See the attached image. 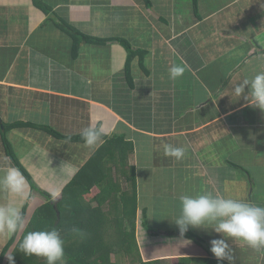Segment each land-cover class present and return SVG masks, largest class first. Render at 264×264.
<instances>
[{
    "label": "crops",
    "instance_id": "crops-1",
    "mask_svg": "<svg viewBox=\"0 0 264 264\" xmlns=\"http://www.w3.org/2000/svg\"><path fill=\"white\" fill-rule=\"evenodd\" d=\"M44 1L72 24L94 26L80 30L122 37L145 55L133 58L129 83L128 51L121 42L85 44L74 57L72 36L53 22L44 24L49 14L34 0H0V119L16 124L8 132L12 142L19 136L29 142L20 156L23 166L40 187L61 197L97 148L43 130L34 136L21 123L51 125L63 134L102 123L108 136L133 143L127 158L117 148L121 172L112 166V174L120 178L119 193L127 187L122 170L135 168L137 213L146 212L150 227L141 217L136 239L142 259L199 264L215 257L210 241L220 234L191 228L202 242L173 234L179 228L172 219L186 193L213 191L264 206V112L232 95L235 84L264 65V0H198L197 11L193 0ZM173 64L186 67L175 81L168 76ZM166 143L186 146L185 158L166 157ZM2 156L8 157L0 130ZM238 166L247 173H236ZM26 182L28 199L37 201ZM99 192L93 186L87 194L96 198ZM101 207L110 211L108 203ZM120 209L123 218L118 217L126 221ZM229 243L235 264H264V253L242 241ZM243 249L250 254L243 257Z\"/></svg>",
    "mask_w": 264,
    "mask_h": 264
},
{
    "label": "trees",
    "instance_id": "trees-1",
    "mask_svg": "<svg viewBox=\"0 0 264 264\" xmlns=\"http://www.w3.org/2000/svg\"><path fill=\"white\" fill-rule=\"evenodd\" d=\"M147 4H150V0H144ZM34 3L40 8L46 10L49 14L44 24L53 22L58 28L68 33L73 38V55L78 56L79 50L85 44H105L107 42L119 41L128 51L127 61L125 64V73L129 83L133 82V76L131 73V64L133 58L137 54L145 55L143 50L134 49L127 39L122 37H100L75 27L74 24L62 17L60 14L54 12V9L44 0H34ZM193 7L197 11L198 0H193ZM54 14V15H53ZM143 59V58H142ZM23 126L33 127L43 130L52 136L66 141H82L80 134H63L51 125H41L33 122L21 123ZM19 126H21L19 124ZM16 127V124H6L5 121L0 119V130L2 132L3 142L5 144V150L8 157L14 163V165L21 170L25 178L30 184L31 194H37L39 198H43L42 201L37 202V206L31 207L29 201H26L22 206V210L26 216V227L24 232H20L11 237L7 245L2 249L0 253V264L4 263L5 255L8 250L14 244L15 249L12 252L15 259V264H46L42 261L35 263L36 256L27 257L19 251V244L23 239V236L28 231L33 230H45L52 227H57L61 230L62 236L65 240V261L66 264H111L112 252L116 254L120 261L123 258L131 257V264L140 262V264H160L159 261L153 260V262H145L142 259V255L139 251L138 242L136 239V227L135 224L128 225L129 221H132L129 216L135 217L137 215V190L135 182V168L128 167L122 170L123 176L126 178V189L120 190V178L113 176L112 166H115L118 170L120 168L117 148L120 149L119 156L122 157V149L126 154V158L129 153L133 151V143L126 140L125 136L114 134L106 135L104 142L97 150L91 155L89 160L78 170L77 174L68 182L64 187L56 201L50 198V193L40 187L33 176L23 166L22 162L12 151L10 146V140L8 138V132L12 128ZM239 170L243 173H247L246 170L238 166ZM121 172V170H120ZM129 184V186H128ZM93 186H98L100 192L97 194L94 203H89L85 199V194L89 193ZM32 198V196L30 197ZM28 200H31V199ZM104 203L109 204L110 211L106 213L102 209ZM120 206H122V212L125 214L124 221L119 217H122V213L119 212ZM119 214V215H118ZM143 214V213H142ZM119 216V217H118ZM108 217L110 219H108ZM123 218V217H122ZM107 220L110 221L108 224ZM133 219L132 222H134ZM142 221L145 222V226L149 229V223L147 220L146 212L142 216ZM115 223L117 224L116 232L120 237L111 238L105 237L107 225L110 229H114ZM121 227H124L122 229ZM80 229L82 234L72 233L71 229ZM173 234H180L179 229L172 231ZM131 237H130V235ZM20 237L18 238V236ZM181 235V234H180ZM189 238H193L196 241L202 242L203 239L197 234L193 233L191 228L183 235ZM18 238V239H17ZM112 241V242H111ZM197 261V260H196ZM199 262V261H198ZM120 263V262H119ZM6 264H9L8 260ZM115 264V263H113ZM199 264H227L225 261L220 262L215 257L204 259L203 263Z\"/></svg>",
    "mask_w": 264,
    "mask_h": 264
},
{
    "label": "clouds",
    "instance_id": "clouds-1",
    "mask_svg": "<svg viewBox=\"0 0 264 264\" xmlns=\"http://www.w3.org/2000/svg\"><path fill=\"white\" fill-rule=\"evenodd\" d=\"M185 72L183 64H173L168 68L169 79L173 81L183 77ZM232 95L243 98L246 106L264 112V65L261 70L235 84ZM79 134L84 146L93 150L101 146L107 135L102 123H90ZM187 151L186 146L163 145L164 155L176 162L182 161ZM229 191L226 185L225 192ZM0 197V236L13 237L24 232L26 216L20 201L28 199V185L21 170L7 156L0 157ZM50 198L56 201L59 193L52 191ZM172 220L178 226L181 236L189 228L220 234V238L210 241V251L220 262L227 260L229 264H235L234 249L229 241H242L254 251L264 253V206L254 202L213 191L186 193L179 197V215ZM71 231L82 234L77 228ZM64 246L61 230L52 227L26 232L19 244V251L27 257L43 258L46 264H66ZM4 255L9 264H15L13 253Z\"/></svg>",
    "mask_w": 264,
    "mask_h": 264
},
{
    "label": "rangeland",
    "instance_id": "rangeland-1",
    "mask_svg": "<svg viewBox=\"0 0 264 264\" xmlns=\"http://www.w3.org/2000/svg\"><path fill=\"white\" fill-rule=\"evenodd\" d=\"M166 3V2H165ZM164 4V3H163ZM165 5V4H164ZM189 18V17H188ZM188 18H186V19H188ZM183 20H185L184 19V17H183ZM50 24V23H49ZM48 25V24H47ZM73 25V24H72ZM104 25H106V24H104ZM111 25V24H110ZM75 27H77V26H79V28H82L83 30H89V29H86V28H89V27H94V26H92V24L91 23H88V24H84V23H81L80 25L79 24H76L75 23V25H74ZM111 29H112V25H111ZM97 32H99L98 33V35H102L101 34V31H99L100 29H98L97 28ZM101 30H103V29H101ZM86 32V31H85ZM73 39V38H72ZM130 40V39H129ZM132 42V41H131ZM21 127V126H20ZM30 128H33V127H30ZM13 131V130H12ZM37 131L39 132V134H40V136H42L43 135V132L40 130V129H35V128H33V129H30V132L34 135V136H36L35 135V133H37ZM12 134V133H11ZM8 137H9V134H8ZM10 138L11 137H9V140H10ZM15 138V137H14ZM19 139L20 140H18V142H15V140L13 139V142L10 140V146H11V148H12V151H13V153L15 154V155H17L18 156V158L21 160V158H20V156L21 155H23V154H25V153H27V150H28V146H29V142L28 141H26V139H24V137H22V136H19ZM50 139H47L45 142H46V144L48 143V141H49ZM239 172V174H241V175H245L244 173H243V171L242 170H236V173H238ZM95 193H97V191L95 192ZM95 193H91V194H87L86 196H85V199H86V201H88L89 203H94V205L95 206H98L97 205V201H95ZM251 194V188L249 189V191H248V193H247V196L249 197V195ZM31 200H28L29 201V203H30V205H31V207L32 206H34L36 203H37V201H38V199H39V201H42V199L43 200H45L44 199V197L43 198H38V199H36L37 201H35V196H32V198H30ZM38 201V202H39ZM0 202H2V198H0ZM106 205V204H105ZM106 208V207H105ZM104 211V210H103ZM107 211V210H106ZM107 213V212H106ZM133 216V215H132ZM132 216H129V218L133 221V219H135L134 220V222H132V221H129V223H128V225L130 226V224L132 225V224H135V227H136V231H137V236L138 235H141V231H143V228H141V223H140V218L142 217L141 216V214L139 215V213H137V215L135 216V217H132ZM146 216H147V214H146ZM160 217H161V221H163L164 219H165V215H160ZM108 219H110L109 217H108ZM127 220H126V222H128ZM107 222H108V224L110 223V221L109 220H107ZM122 229H124V227H121ZM116 230H117V224L115 223V227H114V229H110V227H109V225H107V228H106V231L104 232V234H105V237H108L109 239L111 238V240H112V238H116V237H120V235L122 234V232H121V234L119 235V233L118 232H116ZM153 230H155V231H158L159 232V228L158 227H156V226H154L153 225ZM130 235V234H129ZM199 236V235H198ZM130 237H131V235H130ZM200 237V236H199ZM10 238L11 237H4V236H2V237H0V253H1V251H2V249L7 245V243L9 242V240H10ZM202 238V237H201ZM112 242V241H111ZM17 243V241H15V243L11 246V248L8 250V252L7 253H12L13 251H14V249H15V244ZM241 253H242V255H243V257H245V256H247V254H250V252L249 251H246L245 249H243V250H241L240 251ZM120 259L121 258H118L117 256H116V254L115 253H113L112 252V255H111V260H112V262L113 263H115V264H131V257H126V258H123V261L124 262H122V261H120ZM4 261H7V257L5 256V258H4ZM44 262L45 260L43 259V258H40V257H35V259H34V262L35 263H40V262ZM120 262V263H119ZM113 263H111V264H113ZM4 264H6V263H4ZM134 264H140V262L138 261V262H136V263H134Z\"/></svg>",
    "mask_w": 264,
    "mask_h": 264
}]
</instances>
